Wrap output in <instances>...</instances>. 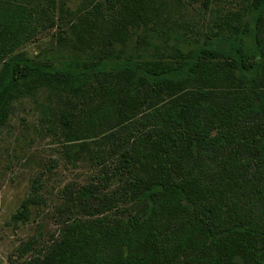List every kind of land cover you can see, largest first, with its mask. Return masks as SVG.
I'll return each mask as SVG.
<instances>
[{
    "label": "trees",
    "instance_id": "1",
    "mask_svg": "<svg viewBox=\"0 0 264 264\" xmlns=\"http://www.w3.org/2000/svg\"><path fill=\"white\" fill-rule=\"evenodd\" d=\"M166 4L95 0L104 43L138 47L83 61L21 51L57 0H0V133L39 91L104 105L101 121L63 112L101 174L60 192L57 233L22 264H264V0L203 40L162 29ZM39 181L14 222L47 203Z\"/></svg>",
    "mask_w": 264,
    "mask_h": 264
},
{
    "label": "rangeland",
    "instance_id": "2",
    "mask_svg": "<svg viewBox=\"0 0 264 264\" xmlns=\"http://www.w3.org/2000/svg\"><path fill=\"white\" fill-rule=\"evenodd\" d=\"M60 1L57 0L55 26L22 47L28 56L90 61L104 49L135 52L137 34L129 33L125 42L118 40L113 46L104 43L106 24L90 13L95 0H62L65 10H60ZM245 3L246 0H167L162 29L174 30L172 38L180 35L203 40L226 23H234ZM73 99L47 91L19 99L0 133V264H22L40 250L59 229L57 207L64 201L60 192L68 185L96 182L101 174L90 153L79 150L81 142L92 143L85 138V132L73 141L64 134L59 121L63 112L73 107L79 120H88L92 114L101 121L100 108L104 109V105L88 98L82 103ZM85 129L83 126L81 131ZM36 181L40 182V193L47 203L32 208L29 222H14L13 216L33 193Z\"/></svg>",
    "mask_w": 264,
    "mask_h": 264
}]
</instances>
